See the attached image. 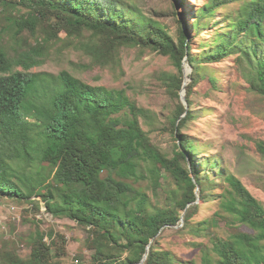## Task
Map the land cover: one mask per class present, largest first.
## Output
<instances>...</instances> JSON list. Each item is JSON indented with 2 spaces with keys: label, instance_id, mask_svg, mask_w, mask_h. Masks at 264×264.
I'll use <instances>...</instances> for the list:
<instances>
[{
  "label": "trees",
  "instance_id": "obj_1",
  "mask_svg": "<svg viewBox=\"0 0 264 264\" xmlns=\"http://www.w3.org/2000/svg\"><path fill=\"white\" fill-rule=\"evenodd\" d=\"M170 3L172 30L138 10L117 9L113 0H0V198L24 201L28 213H39L42 201L53 218L87 228L92 264H137L148 245L142 264H196L155 245L165 228L181 220L178 231L209 238L190 241L200 251V264H264V204L208 155L198 161L201 146L182 132L193 118L191 95L203 64L235 54L240 64L253 67L244 69L248 87L264 99V0H207L192 10L190 24L178 18L184 0ZM236 3L237 17L211 36L217 46L197 58L196 37L217 24L210 22L218 9ZM5 33L11 41L1 39ZM57 41L81 49L101 67L117 66L122 48L168 56L176 69L162 78L171 100L166 122L177 140L171 155L152 143L140 121L145 111L124 90L91 85L65 69L53 77L30 71ZM185 58L192 68L185 86L188 109L179 95ZM123 108L129 118L122 122L116 114ZM258 147L264 153V145ZM162 171L173 186L161 183ZM219 171L216 183L212 173ZM138 179L150 182V196L129 181ZM222 182L227 196L209 193ZM210 199L217 210L193 224L199 201ZM222 220L230 229L225 243L210 237ZM53 234L36 225L28 256L9 264H64L63 242L53 248L44 240Z\"/></svg>",
  "mask_w": 264,
  "mask_h": 264
},
{
  "label": "rangeland",
  "instance_id": "obj_2",
  "mask_svg": "<svg viewBox=\"0 0 264 264\" xmlns=\"http://www.w3.org/2000/svg\"><path fill=\"white\" fill-rule=\"evenodd\" d=\"M117 9H135L145 16H153L172 30V6L170 0H113ZM207 0H184L177 8L178 18L187 24L193 20V9L202 6ZM238 15V4L218 9L211 19L214 27L202 32L194 42V53L197 58H203L211 53L218 42L211 43L213 32L226 27V21H232ZM1 26V25H0ZM25 35H28L26 32ZM60 39L64 34H60ZM11 34L5 33L1 39L11 41ZM211 38V39H210ZM210 39V40H209ZM205 42V43H202ZM201 44L202 46H199ZM8 48L9 56L15 53ZM90 58L81 49L64 41L53 42L44 55L43 64L33 66L30 71L47 73L55 76L65 69L74 76L91 85H103L114 91L124 90L131 101H134L145 113L140 121L152 143L163 152L171 155L174 143L177 142L168 129L166 115L171 106L162 78L167 74L176 73V69L168 56L150 50L140 51L138 48H122L119 53V63L116 66L93 65ZM235 54H231L220 62L203 64L199 68V80L194 86L192 98L193 118L189 120L182 132L201 146L198 161L205 155L214 159L225 172L235 175L248 191L264 204V153L258 147L264 145V99L249 89L246 80L252 66L243 62L240 64ZM191 73L192 68L184 62V68ZM189 67V68H188ZM21 69V67H17ZM49 77V76H47ZM187 83L190 81L186 78ZM123 121L129 118L127 109H121L117 114ZM115 116V115H114ZM160 181L164 186H173V180L164 171ZM216 183L221 181V171L216 174ZM149 196L150 182L147 179L129 180ZM216 186L209 193L226 194V183ZM39 213L26 212L27 203L22 200L0 198V264H9L16 258H26L30 252L31 235L36 225L42 231H54L53 236H45L53 248L63 242L64 251L61 260L64 264H92L93 251L87 246V228L76 221L61 217L53 218L42 201ZM217 210L214 199L199 201V209L192 217L193 224L210 217ZM36 217H34L33 215ZM34 218L35 223L31 220ZM181 223L165 228L157 237L156 247L168 250L179 261H194L200 264V251L192 246L190 241L207 242L209 238L195 235L191 232H180ZM240 230L248 231L246 226ZM230 229L222 220L211 228L210 235L219 243H225ZM210 245V243H208Z\"/></svg>",
  "mask_w": 264,
  "mask_h": 264
},
{
  "label": "water",
  "instance_id": "obj_3",
  "mask_svg": "<svg viewBox=\"0 0 264 264\" xmlns=\"http://www.w3.org/2000/svg\"><path fill=\"white\" fill-rule=\"evenodd\" d=\"M184 62H186V58L183 60V74H184V79H183V84H182V88H181V90H180V92H179V95H180V99H181V101L186 105V109H188V105H187V100H186V98H185V86H186V84H187V80H186V69L184 68ZM196 202H198V200L197 201H195V203ZM148 247H149V245L147 246V248H146V252H145V254L143 255V258H142V260L139 262V263H137V264H142V262L145 260V258H146V256H147V253H148Z\"/></svg>",
  "mask_w": 264,
  "mask_h": 264
},
{
  "label": "bare ground",
  "instance_id": "obj_4",
  "mask_svg": "<svg viewBox=\"0 0 264 264\" xmlns=\"http://www.w3.org/2000/svg\"><path fill=\"white\" fill-rule=\"evenodd\" d=\"M189 68V67H188ZM188 73H189V70L187 69L186 67V77L188 78Z\"/></svg>",
  "mask_w": 264,
  "mask_h": 264
}]
</instances>
